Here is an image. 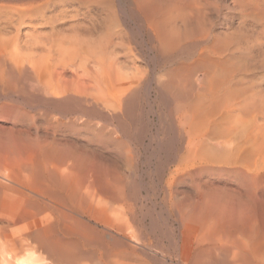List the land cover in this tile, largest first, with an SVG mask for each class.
Instances as JSON below:
<instances>
[{
	"label": "bare ground",
	"instance_id": "1",
	"mask_svg": "<svg viewBox=\"0 0 264 264\" xmlns=\"http://www.w3.org/2000/svg\"><path fill=\"white\" fill-rule=\"evenodd\" d=\"M86 259L264 264V0H0V264Z\"/></svg>",
	"mask_w": 264,
	"mask_h": 264
},
{
	"label": "rangeland",
	"instance_id": "2",
	"mask_svg": "<svg viewBox=\"0 0 264 264\" xmlns=\"http://www.w3.org/2000/svg\"><path fill=\"white\" fill-rule=\"evenodd\" d=\"M153 166H155V165H153ZM153 166H152V167H153ZM152 167H151V168H152ZM140 169H141V170H139V172H140L141 174H139V175L142 176V177H141L142 179L144 178V183H147V184H148V182H149V184L151 185V186L149 185V188H150V191H151V192H150V195H151V193H152L153 191H154L153 193H155V192H156V184H153V183H155V182L153 181V174H152V173H153V170H154V167L152 168L153 170H152V169H148V170L145 169L146 171H150V170H151V171H150L151 174H150V172H146V173L144 174V173L142 172V171H143L142 168H140ZM146 175H147V176H146ZM148 175H149V176H148ZM150 175H151V176H150ZM147 179H148L149 181H147ZM151 179H152V180H151ZM139 181H140V180H139ZM152 181H153V183H152ZM152 184H153V185H152ZM151 189H152V190H151ZM151 197H152V195H151ZM155 200H156V201H155ZM155 200H154V203L157 204V203H158L157 201H159L158 197H157ZM73 205H74V207H75V208L73 207L74 210H75V211L78 210V212H81V213L84 215L85 220H86L87 222H89L91 225H93V226H95V227L98 226V229H103L102 227L99 226V224H97L95 221H93V219L90 217L91 214H93V212H92V211H91V210H90L85 204H84V206H83V204L78 203L79 206H77V204H76V206H75V203H73ZM73 205H72V206H73ZM147 205H148V206H147ZM147 205H146V208H147L148 210H146V208H143V210H144V212H145L146 214H147V212L150 210L149 213L147 214L146 219H145V225H148V226H150V227H152V228L154 227L156 230H157V228L160 229V226H158V225H162V221H163V219H162L160 213H159V214H156L157 212H159V211H158L159 208H158V207H156V208L153 207V206H155V205H152L151 202H148ZM80 206H82V207H85V206H86L87 208H84V209H83V208L80 207ZM140 206H141V203L139 204V207H140ZM76 207H77V210H76ZM79 207H80V210H81V211H79ZM148 207H150V208H148ZM140 208H142V206H141ZM151 209H152V210H151ZM153 209H154V214H156V215H153V214H152V213H153V212H152ZM86 210H87V212H86ZM140 210H141V209H140ZM143 210H141V211L143 212ZM155 211H157V212H155ZM89 212H91V214H90ZM150 213H151V214H150ZM94 214H95V213H94ZM94 214H93V215H94ZM149 216H150V217H149ZM153 216H154V218L152 219ZM158 216H159V217H158ZM89 217H90V218H89ZM160 217H161V218H160ZM87 218H89L90 220L87 219ZM158 218H160V220H159ZM151 219H152V220H151ZM161 219H162V221H161ZM148 220H150L151 222L148 221ZM154 220H155V221H154ZM156 220H157V221H156ZM158 220H159V221H158ZM92 221H93V222H92ZM91 222H92V223H91ZM155 222H156V223H155ZM159 222H160L161 224H160ZM149 223H150V224H149ZM152 223H153V225H155V226H153ZM154 223H155V224H154ZM163 224H164V223H163ZM96 225H97V226H96ZM161 227H163V226H161ZM159 229H158V230H159ZM158 230H157V231H158ZM163 230H164V229H163ZM163 230H162V231H163ZM90 248H91V249H90ZM84 250H85L86 252H88V250H90V251L92 252L94 249H93L91 246H90V247H87V246H86V249H85V247H84ZM88 254H90V253L88 252ZM88 260H90V259H86V261L84 260V262H82V264H91L92 261L90 260L91 262H89ZM121 263H122V262L120 261L119 264H121ZM123 263H124V262H123ZM123 263H122V264H123ZM126 263L128 264L129 262L127 261V262H125L124 264H126ZM129 264H130V263H129ZM131 264H132V263H131Z\"/></svg>",
	"mask_w": 264,
	"mask_h": 264
}]
</instances>
